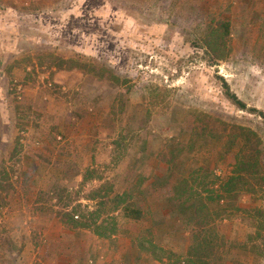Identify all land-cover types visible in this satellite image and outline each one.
Returning a JSON list of instances; mask_svg holds the SVG:
<instances>
[{
    "label": "rangeland",
    "instance_id": "1",
    "mask_svg": "<svg viewBox=\"0 0 264 264\" xmlns=\"http://www.w3.org/2000/svg\"><path fill=\"white\" fill-rule=\"evenodd\" d=\"M262 113L264 0H0V264H264Z\"/></svg>",
    "mask_w": 264,
    "mask_h": 264
},
{
    "label": "crops",
    "instance_id": "2",
    "mask_svg": "<svg viewBox=\"0 0 264 264\" xmlns=\"http://www.w3.org/2000/svg\"><path fill=\"white\" fill-rule=\"evenodd\" d=\"M115 237L116 236H113V238H115ZM184 239H185L184 245L182 247H178L177 249L174 248L172 250V252H176L177 253L179 251L181 255H185V254L188 253V249H189V246L192 243V241H190V238H188V237H184ZM109 243L110 242H108V241H104V247H105L106 252H108V255L111 254L112 256H114V258L111 257V259H108L107 255L104 254V264H116L117 262H120L121 261V258H122L121 254H122V252L121 251L119 252V250H118L119 248H116V250H118V251H113V248H110V244ZM131 251L132 252H128L127 255H129V254L132 253L134 255L133 258H135V257L136 258H140V259L143 258V256L142 257L140 256V254H139L138 251L133 252V249ZM183 258L184 257H182V259ZM166 260L167 259H165L164 261H166ZM172 264H175V261L174 260H172Z\"/></svg>",
    "mask_w": 264,
    "mask_h": 264
},
{
    "label": "trees",
    "instance_id": "3",
    "mask_svg": "<svg viewBox=\"0 0 264 264\" xmlns=\"http://www.w3.org/2000/svg\"><path fill=\"white\" fill-rule=\"evenodd\" d=\"M228 26V25H227ZM227 29H228V27H227ZM227 89V91H226V94H227V96L230 98V99H232L239 107H242V108H245V104H243L240 100H238V98L236 97V95H234V94H232L231 92H230V89H229V86H227L226 87ZM262 115H263V117H264V113H262ZM239 177V176H238ZM237 180V176L235 177V178H231L230 179V182L232 181L233 183H235V181ZM135 209H133V208H131V207H129V206H127V207H125V212L127 213V214H131L132 216H133V218H140V216H141V212L140 211H134ZM130 215V216H131ZM75 224H76V222H75ZM77 226H80V227H86V225H84V223H80V224H76Z\"/></svg>",
    "mask_w": 264,
    "mask_h": 264
}]
</instances>
